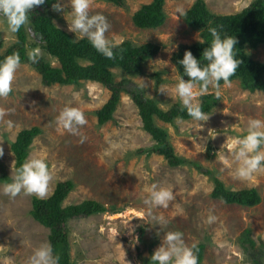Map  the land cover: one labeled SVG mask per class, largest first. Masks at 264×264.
Segmentation results:
<instances>
[{
  "label": "rangeland",
  "instance_id": "374dc122",
  "mask_svg": "<svg viewBox=\"0 0 264 264\" xmlns=\"http://www.w3.org/2000/svg\"><path fill=\"white\" fill-rule=\"evenodd\" d=\"M253 1L205 0L214 16L238 14ZM59 2L63 11H54L52 7L46 11L59 28L75 41L80 40L68 29L70 0ZM151 2L123 0L118 6L108 0H89L88 13L106 18L110 27L105 36L118 41L117 45L130 41L136 46L146 43L160 46L159 53L145 64L143 75L132 77L120 69L113 72L117 82L128 80L131 88L141 90L168 111L180 104L174 86L183 75V67L177 64L176 56L182 47L199 45L196 36L200 33L204 38V29L189 26L185 19L197 0H166L163 25L155 29L136 27L133 15ZM30 26L28 19L24 28L29 43L37 38ZM0 34V55H3L18 38L16 32L8 30L2 17ZM206 36L209 38L204 40L212 39L209 34ZM39 49V55L53 67L60 66L55 58ZM27 51H32V47ZM245 52L264 64V44L257 48L247 45ZM161 85H167V93L159 91ZM12 89L8 96L0 97V152L3 153L0 176L2 172L13 175L16 159L11 144L18 134L37 127L41 133L34 138L28 159L44 160L50 180L43 197L23 190L10 197L2 191L4 184H0V264H30L34 249L50 244V230L31 216L32 199H49L57 184L66 181H72L75 187L62 207L89 200L104 208L98 214L73 218L66 223L71 264H151L150 257L164 243L165 233L176 231L182 233L186 246H195V254L196 246L204 245L202 264H255L243 244L248 231L259 251L255 253L263 252L264 168L247 178L238 176L236 170L240 165L234 158L238 145L230 149L228 143L247 134L250 119L264 122V91L251 92L242 87L239 79H234L229 85L220 84L219 98L215 89L203 95L215 99L207 121L189 119L178 124L175 120L174 124H168L156 118V125L167 132L175 154L186 160L185 164L172 167L164 156L153 152L157 142L144 131L139 109L128 94H121L113 120L100 125L96 112L111 98V92L100 83L46 86L41 74L23 63L14 74ZM203 96L197 98L200 105ZM66 106L79 109L86 120L74 132L60 126L56 119ZM215 178L230 191L254 189L261 201L246 207L216 199L212 195ZM152 185L172 191L173 199L167 207L144 204L149 196L145 188ZM149 213L163 220H153ZM143 217H149L150 222L143 221ZM209 217L214 219L210 221ZM134 236L139 237L135 245Z\"/></svg>",
  "mask_w": 264,
  "mask_h": 264
},
{
  "label": "trees",
  "instance_id": "16d2710c",
  "mask_svg": "<svg viewBox=\"0 0 264 264\" xmlns=\"http://www.w3.org/2000/svg\"><path fill=\"white\" fill-rule=\"evenodd\" d=\"M108 1H112L118 6L123 3V0ZM165 1L152 0L151 3L142 5L133 15L135 26L141 29H155L163 25L166 20ZM55 2L56 0H46L43 5L35 6L28 13L30 30L36 35V40H40L43 49L60 63V67H53L49 61L39 59L36 69L42 76V82L46 86L56 84L80 86L82 82H96L105 86L111 92V98L96 112L100 125H105L113 120V115L121 101V94H128L139 109L144 131L157 142L153 152L164 156L172 167L185 164L186 160L175 154L174 148L168 140L167 132L158 127L155 120L157 118L165 123L174 124L177 118L181 120L192 118L188 116L186 111L181 110L179 103L168 111H164L155 99L146 97L141 90L135 87L131 88L128 80L117 82L113 72V69H120L132 77L143 75L145 64L159 53L160 46L154 43L136 46L130 41H124L112 49L114 55L112 58H108L98 52L86 37L75 41L68 32L54 23L53 16L46 10H49ZM185 19L189 26L204 29V39L209 38L206 35H210L208 32L210 27L217 28L222 37L235 36L237 44L234 51L242 63L237 68L236 73L230 77V81L239 79L242 87L251 92L264 91V64L253 60L245 52L247 45L257 48L264 44V0H254L246 9L230 16H214L208 10L205 0H197L195 5L187 11ZM16 33L18 36L16 47L8 50L5 56L0 55V61L13 53H19L21 62L29 61L26 51L28 35L24 26ZM210 40H205L204 44L195 47H182L176 56L177 64H179L178 60L183 58L186 50L192 51L193 55L200 59ZM82 62H88V64ZM203 62L206 63V61ZM155 77L159 79V74H156ZM222 83L224 82L220 81V84ZM202 99L201 109L208 114L214 106V96L207 95L203 96ZM40 133V128L33 127L22 130L18 134L16 140L11 144L16 159L15 168H18L28 159L33 140ZM199 169L204 173H209L208 170ZM11 179L7 173L2 172L0 184L9 183ZM213 181L215 187L212 195L216 199L246 207L255 206L261 201L258 192L254 189L230 191L225 188L220 179L215 178ZM74 187L72 181L60 182L49 199L38 197L32 199L33 210L31 215L37 222L50 230L49 241L53 256L59 258L58 264H71L69 235L66 226L68 220L88 217L104 211L101 204L89 200L78 205L62 207L61 204ZM243 245H246L244 249L251 254L252 257H250H254L253 263L264 264V248L261 250L262 253H255L258 250L255 242L249 237L248 231ZM203 249V244H199L195 248L198 264H202ZM149 263H151L150 260Z\"/></svg>",
  "mask_w": 264,
  "mask_h": 264
},
{
  "label": "clouds",
  "instance_id": "9594fccd",
  "mask_svg": "<svg viewBox=\"0 0 264 264\" xmlns=\"http://www.w3.org/2000/svg\"><path fill=\"white\" fill-rule=\"evenodd\" d=\"M45 2L46 0H0V17L6 21L8 30L15 33L28 23L30 10L35 6L43 5ZM70 5V18H66L69 22V31L74 32L77 39L86 37L98 52L112 58L114 55L112 49L117 46L118 41L106 38L105 33L110 27L106 18L101 14L89 15V0H70ZM52 9L61 12L64 7L59 0H56L52 4ZM208 32L212 39L208 43V47L203 50L200 59H197L192 51L186 50L183 58L178 60L179 65L183 66V75L174 86L181 110L186 111L193 120L200 122L207 121L209 115L202 111L197 98L208 94L210 89H215V95L219 98L220 81H223L225 85H229L230 77L236 73L237 68L242 63L234 51L237 44L235 36L222 37L215 27H210ZM196 39L200 44L205 43L200 33H197ZM16 45L17 43L8 50L14 49ZM29 46L32 47V51L28 52ZM39 48L46 52L40 40H34L33 38L32 42L29 43L28 39L26 51L29 61L21 62L19 53L8 55L0 61V97H6L12 92L14 74L20 64L28 63L36 69L39 59L45 60L42 55H39ZM6 53H3V56ZM202 59L206 63L202 64ZM184 76H187L188 79H184ZM145 86L147 85H142V87ZM159 91L167 93V85H161ZM56 119L60 126L72 132L76 130V126L86 123L83 113L75 107L66 106ZM177 123H182L180 118H177ZM8 124L10 126L11 122L9 121ZM237 145L234 158L240 165L236 170L238 176L247 178L256 170L264 168V163H262L264 162V122L259 119H250L247 134L228 143L230 149ZM2 155L3 153L0 152V156ZM11 177V182L4 184L2 188L5 195L15 197L23 190L27 194H36L38 197H43L50 180V173L44 160L29 158L18 168L13 169ZM145 191L149 193V196L143 202L152 207H167L168 202L173 199L172 191L167 188L157 189L156 185H152L146 187ZM149 216L153 220H163V217H154L151 216V213H149ZM142 219L145 222H150L149 217H143ZM212 219L214 217H209L210 221ZM163 239L164 243L150 257L151 264H198V258L193 251L195 246L191 248L186 246L181 232H167ZM132 243L133 245L139 243V237L134 236ZM29 259L30 264H58L59 261L57 256H53L50 244L35 248Z\"/></svg>",
  "mask_w": 264,
  "mask_h": 264
}]
</instances>
